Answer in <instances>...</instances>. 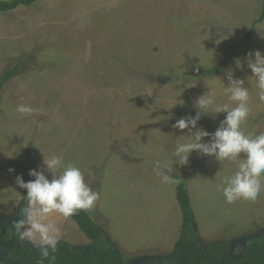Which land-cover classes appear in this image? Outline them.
Wrapping results in <instances>:
<instances>
[{
  "label": "rangeland",
  "instance_id": "rangeland-1",
  "mask_svg": "<svg viewBox=\"0 0 264 264\" xmlns=\"http://www.w3.org/2000/svg\"><path fill=\"white\" fill-rule=\"evenodd\" d=\"M262 8V0H38L0 11V77L19 67L0 90V217H14L22 200L17 176L28 182L44 155H63L99 193L93 217L127 261L157 264L178 240L182 217L176 183H162L153 166L189 142L181 137L188 130L173 125L195 116L196 98L211 90L206 81L228 102L226 70H234L250 87L244 128L264 132V103L247 67L248 53L264 54V20L246 39ZM233 51L224 71L200 76ZM177 99L184 103L173 106ZM225 116H203L197 129L214 133ZM189 159L171 173L188 178L199 241L228 244L235 258L264 233V192L229 205L217 188L235 163L196 151ZM52 219L60 241L91 242L72 218ZM0 264L18 263L0 252Z\"/></svg>",
  "mask_w": 264,
  "mask_h": 264
},
{
  "label": "clouds",
  "instance_id": "clouds-1",
  "mask_svg": "<svg viewBox=\"0 0 264 264\" xmlns=\"http://www.w3.org/2000/svg\"><path fill=\"white\" fill-rule=\"evenodd\" d=\"M236 66L243 67L239 59ZM247 67L252 73L248 79L258 101L264 103V54L259 50L248 53ZM226 78L229 83L223 91L228 102L219 103L211 83L206 81L211 90L196 98L195 116L181 118L173 125L175 129L188 130V134L181 137L187 136L189 142L178 143L172 152V159L156 160L153 171L166 185L178 183L169 173L174 165H188L190 156L196 151L215 157L221 165L235 163L234 174L223 177L217 188L225 203L230 205L241 200L256 202L264 192V132H247L244 128L252 111L250 87L245 86L244 79L236 78L232 69L226 70ZM147 94L151 95L152 92ZM178 102L184 103L177 99L173 106ZM17 111L25 113L31 109L20 106ZM219 113H226V116L214 133L197 129L203 116ZM193 129L197 130L193 132ZM205 137H210V140L204 142ZM29 176L34 179L28 182L22 176L16 177L17 186L26 190L27 206L23 209V218L15 221L13 226L22 242L40 249L42 255L48 257L49 249L55 252L61 239V230L52 217L69 219L80 211H91L99 199V193L85 182L79 167L65 163L63 155H44L43 167L30 170Z\"/></svg>",
  "mask_w": 264,
  "mask_h": 264
},
{
  "label": "trees",
  "instance_id": "trees-1",
  "mask_svg": "<svg viewBox=\"0 0 264 264\" xmlns=\"http://www.w3.org/2000/svg\"><path fill=\"white\" fill-rule=\"evenodd\" d=\"M38 0H0V11L15 10L20 6H32ZM261 15L255 19L246 34L249 39L255 26L264 20V0ZM236 57V51L220 62L201 71L204 78L217 76L229 67ZM19 75V67L8 69L0 77V90ZM176 183V198L182 217L178 240L170 252L157 264H264V233L247 240L237 257H231L230 246L219 241H212L203 246L199 241L191 196L187 187L188 178L179 173H170ZM25 181V180H24ZM22 200L12 218L0 217V252H4L18 264H131L115 243L108 238L105 230L93 217V209L80 211L71 217L91 242L80 247H72L59 241L55 252L49 249V256L33 245L22 242L15 233L14 222L23 218V209L27 206L26 190L21 189ZM54 257V259H53Z\"/></svg>",
  "mask_w": 264,
  "mask_h": 264
}]
</instances>
